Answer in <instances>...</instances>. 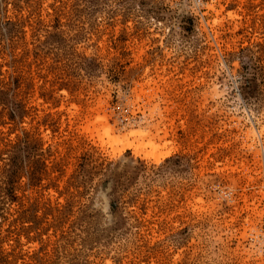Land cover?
<instances>
[{"label":"rangeland","instance_id":"374dc122","mask_svg":"<svg viewBox=\"0 0 264 264\" xmlns=\"http://www.w3.org/2000/svg\"><path fill=\"white\" fill-rule=\"evenodd\" d=\"M0 264H264V0H0Z\"/></svg>","mask_w":264,"mask_h":264}]
</instances>
